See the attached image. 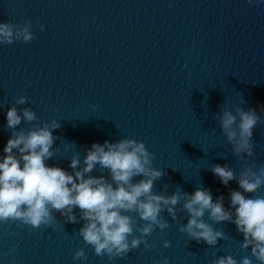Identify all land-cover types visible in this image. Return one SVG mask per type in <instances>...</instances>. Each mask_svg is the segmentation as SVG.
Returning a JSON list of instances; mask_svg holds the SVG:
<instances>
[{"label":"water","instance_id":"water-1","mask_svg":"<svg viewBox=\"0 0 264 264\" xmlns=\"http://www.w3.org/2000/svg\"><path fill=\"white\" fill-rule=\"evenodd\" d=\"M25 20L32 23L31 42L0 44V152L12 134L5 128L6 111L15 105L34 110L40 122L59 120L57 152L46 163L69 172L72 155L78 153L83 163L93 142L134 138L154 153V166L166 170L154 192L208 188L213 199L223 195L230 208V192L240 191L239 186L222 184L211 166L228 164L237 180L249 168L264 166V124L254 131L256 161H241L218 116L242 106L264 118V3L0 0V22ZM21 95L28 99L18 105ZM35 123L22 121L17 130ZM91 174L111 179L99 166ZM241 194L264 196V187ZM74 212L79 215L80 209ZM54 214L52 225L31 231L18 222H0V264H112L79 235L82 220L71 223L59 211ZM161 215L169 227H156L146 237L154 247L141 244L115 264H155L164 257L169 264H213L220 257L245 256L259 264L250 247H241L244 236L234 224H214L226 237L211 246L179 231L187 219L173 220L166 210ZM137 223L144 221L137 218ZM166 240L169 247H164ZM80 248L87 261L73 260Z\"/></svg>","mask_w":264,"mask_h":264},{"label":"clouds","instance_id":"clouds-1","mask_svg":"<svg viewBox=\"0 0 264 264\" xmlns=\"http://www.w3.org/2000/svg\"><path fill=\"white\" fill-rule=\"evenodd\" d=\"M248 3L260 4L264 0H248ZM40 29H44L43 24ZM34 38L30 20L22 24L0 22V44L29 43ZM27 99L21 95L16 104L23 105ZM218 116L221 131L238 159L256 161L254 131L264 124V118L254 109L245 110L242 106L235 111L223 109ZM22 121L37 123L30 129L17 130ZM60 127L55 118L40 122L36 112L28 107L18 109L13 105L6 111L5 128L11 129L12 134L0 152V222H18L19 227L31 226V231L41 225H52L56 220L54 210L59 211L67 222L82 220L79 235L97 256H106L115 264L116 258L124 257L141 244L146 248L154 247L146 237L156 227L160 230L169 227V221L161 215L166 210L173 220L187 219L186 224L179 225V231L211 246L226 237L214 224H234L244 236L241 247L245 250L250 247L251 256L264 264V196L241 194H255L264 187V166L249 168L238 180L228 164L211 166L212 173L222 184L227 186L235 181L239 186L240 191L230 192V208H225L224 196L213 199L208 188H196L192 193L179 188L172 194L154 192L155 181L164 176L166 170L155 167L154 153L143 141L134 138L116 142L105 140L102 144L93 142L86 150L83 163L78 153L72 155L71 172L48 165L46 161L57 152L53 149L57 139L54 130ZM97 166L107 169L111 179L104 175L93 176L91 173ZM136 176L142 178L134 182ZM167 187L164 186L165 190ZM77 207L79 215L74 212ZM180 212L184 215L178 216ZM206 214L208 220L204 219ZM137 218L144 223L138 224ZM170 244L164 241V247ZM15 250L14 245L9 251ZM87 259L84 248L74 253V261ZM155 264H169V260L164 257L162 262L157 260ZM213 264H253V260L249 256L240 260L220 257Z\"/></svg>","mask_w":264,"mask_h":264}]
</instances>
